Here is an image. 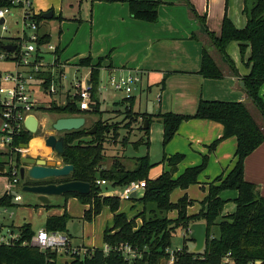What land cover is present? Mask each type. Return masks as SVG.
<instances>
[{
    "label": "trees",
    "instance_id": "1",
    "mask_svg": "<svg viewBox=\"0 0 264 264\" xmlns=\"http://www.w3.org/2000/svg\"><path fill=\"white\" fill-rule=\"evenodd\" d=\"M13 1L0 0V9L18 8L19 6L12 3ZM181 2L198 20L208 37V44L202 49L198 71L202 78L221 80L228 75L239 77L226 53V48L229 43L236 42L241 52L245 49L250 50L246 63L249 72L240 78L244 83L249 104L201 99L196 111L191 115L159 113L151 117L147 114L133 113L135 97L123 98L120 102L128 104L125 112V119L128 122L125 128L133 122L134 116L136 119L140 118L142 125L144 121L148 122L147 130H144L142 125L138 127L145 139L144 143L140 142L141 139L136 142L143 144L147 149L149 126L153 119L162 125L163 145L173 139L183 122L190 120H209L218 123L223 128L222 136L207 146L208 153L202 156L199 165L187 168L174 177L178 165L184 159V155L176 153L171 157H163L162 161L166 163L167 170L157 178L150 179L149 171L155 164L150 162L148 155L134 159V167L131 170H127L116 161L109 169L101 168L105 160L103 144L111 129H109L110 125L99 121L94 125L93 135L87 134L92 128L80 129L64 135L63 154L60 157L63 164L73 166V172L69 178L55 183L80 181L91 185V191L86 196L69 194L65 197H75L82 205L88 206L83 215L85 221H91L103 208H108L112 214V226L103 231V244L110 249L120 244L129 245L139 254V258L133 260L132 264L168 262L167 250L171 248L172 237L177 229L185 231L187 238L186 241L183 240L180 250L174 251L172 264H264V198L260 195L257 186L247 182L243 176L245 159L264 142V102L259 96L260 87L264 84V0H244L242 13L246 18V25L243 29H237L224 16L219 36L207 30L205 16H198L187 0ZM126 3L132 19L152 24L157 22L158 9L163 4L160 0H128ZM41 14L33 17L37 23L43 21ZM58 20L61 21V17H58ZM192 38L194 39L195 36ZM41 40L49 41V35H42ZM17 41L14 38H3L0 40V51L5 45H15ZM209 46L214 47L221 56L225 64L224 69L221 70L211 57ZM104 59H109V56L99 58L95 65H91L90 56L81 59L78 63L80 67L90 68L89 80L94 101V88L98 84L101 63ZM48 81L47 76L45 83L47 84ZM45 109L48 113L66 117L80 113L73 103L63 106L50 104ZM91 112H98L97 102ZM115 132L113 134H116ZM231 137L236 140L232 169L226 176L220 175L207 184V195L201 202L200 211L188 215L187 209L192 202L184 195L176 203H172L170 200L172 192L176 189L185 191L189 186L199 184L198 178L206 169L208 155L214 152L220 142ZM31 139L32 135L25 131L14 138L13 144H28ZM0 157L5 158L3 163L0 162V166L4 167L7 163V154L0 152ZM20 160L19 155H16L15 166H19ZM0 176L11 179L10 172L6 170ZM97 180L107 182L103 189L123 188L131 183L144 182L140 198H130L134 202L138 200L143 207L142 211L134 218H127L119 212L120 200L117 196L98 195L103 189L96 185ZM225 191L236 192V197L233 199L236 209L232 214L223 216V208L227 201L221 198V194ZM0 206L12 207V197L6 195L1 198ZM44 207L49 209L53 206ZM173 212L176 213L175 219L168 217ZM70 220L71 218L64 211L61 216L47 218L44 230L65 233ZM137 220L141 221L140 225H137ZM194 223H204L207 226V237L200 253H192L186 245L187 241L191 242L188 238V230ZM213 227L218 229L217 237L211 233ZM15 229L19 235L18 240L7 246L0 245V264H55L58 255L56 252H42L38 247L28 244L34 235L30 225L24 224ZM71 256L74 258L76 255ZM75 258L70 264H129L114 250L105 254L103 250L87 249L84 255H77Z\"/></svg>",
    "mask_w": 264,
    "mask_h": 264
},
{
    "label": "crops",
    "instance_id": "2",
    "mask_svg": "<svg viewBox=\"0 0 264 264\" xmlns=\"http://www.w3.org/2000/svg\"><path fill=\"white\" fill-rule=\"evenodd\" d=\"M37 1L41 0H33L32 4ZM126 1L128 0H89V14L85 22L90 23L91 28H94L93 35L91 34L89 41L90 49H83L79 53L75 50L72 53L73 56L76 55L79 60L90 56L91 65H95L99 58H105V56L108 55L109 59H104L100 68V72L107 71L108 76L110 74L114 75L115 72L140 71L143 74L140 86L141 90L145 87L146 93H151V86H154V84L158 86L157 92H160L161 96L158 98V112L155 114L174 113L191 115L196 111L197 105L201 99L206 101L218 100L249 104L247 94L240 85L242 82L240 78L244 77L249 72L247 66V73L243 75L240 74L239 77L228 75L221 80L204 79L198 74L201 64L202 49L205 45L207 46L208 37L204 33L198 20L190 13L189 9L181 0H160L163 4L160 5L158 9V20L153 24L132 19L129 15ZM187 1L194 8L198 16H205L207 30L215 36L220 35L223 17L226 16L228 19L231 18V10L234 7L238 8L241 6L243 11L244 4V0ZM78 7L79 10H81V3ZM45 11H53V17L55 18L53 9H47ZM45 11H39L37 13L43 14ZM59 15L61 17V13ZM66 20L70 19L63 18L61 24ZM80 21L83 22L82 19H80ZM39 34L49 35V41L51 40L49 33L39 32ZM193 36H195L194 39L192 38ZM61 37L62 34L59 36L58 43L55 44L57 46V55L60 60L66 50L61 46ZM71 67L75 70L80 66L76 64L74 66L70 65V68ZM88 69L90 71V68ZM35 89H38V87ZM263 89L264 84L259 90V96L264 102ZM43 96L49 97L45 94H43ZM59 97L61 100L59 102L61 103L64 100V95L60 94ZM46 107H49L48 104L44 108ZM44 108H37L34 111L36 117L40 119L38 125L42 126L44 134H54L51 125L56 120L54 119L48 124L46 114L49 113L43 112L42 110ZM85 122L84 120V125ZM156 122L159 121L156 120ZM179 131L194 134V137L189 136V138L194 140L197 146L196 148L190 146V156L187 157L186 154H182L184 155V159L178 165L174 177L181 174L187 168L199 165L202 156L208 153L207 146L222 136L223 128L220 124L209 120H190L180 125L172 140L177 137ZM39 139L43 140L42 137H39ZM235 147L236 140L234 137L225 139L219 143L214 152L208 155V158L213 155V159H219L218 163L221 165L228 163L229 159L232 157L233 164ZM41 150H38L37 155L45 153L43 151L42 154H40ZM218 150L220 152L216 154ZM30 153L29 155L31 157L36 156V154L32 152ZM189 157L190 159L187 163L186 161ZM43 159L53 160L63 165L61 157L51 158V154H45ZM160 164L162 163H155L156 166ZM101 168L104 169L102 166ZM150 171L149 178L155 179L165 171V169L162 167V171L155 177H150ZM220 175H225L221 169L219 175H208L207 172L204 171L198 178V182H200L198 185L209 184ZM69 176L67 178H69ZM243 176L247 182L257 186L260 195L264 198V193L260 192V187H262L264 183V142L256 151L245 159ZM67 178L55 179L51 182H58ZM26 182L29 183V180ZM26 182H23L21 187L20 184H18L14 193L20 195L19 190H22ZM7 185V177L0 176V197L4 190L7 189ZM186 191L187 190L182 192ZM107 196H109L108 193ZM235 197L236 192L233 191H225L221 194V198L226 201L233 200ZM69 198L71 197L62 196L50 198V203L48 205L53 207L49 209L39 202H37V206L33 208L27 206L28 208H24L23 212L28 215V218L23 219L21 221L22 223L15 224L13 221V213L10 212V210L14 206L17 207V211L22 209L20 208L21 206L18 205V203L22 201L21 197L20 201L12 202L13 206L7 208V212L4 214L3 225L16 232L15 228L28 224L32 232L35 233L39 229H44L47 218L61 216L64 211H66V213L69 211ZM30 201L31 198H28L27 203L30 204ZM62 202L63 205H61ZM190 207L187 209V214ZM83 208L85 211L88 209V206L83 205ZM171 214L172 213H170L168 217H170ZM222 215L225 216L224 214ZM35 216H37L36 218L39 220L34 221L33 217ZM111 226L112 224L109 227ZM215 236L217 237L218 233ZM69 246L71 248H85L84 246H72L70 240Z\"/></svg>",
    "mask_w": 264,
    "mask_h": 264
},
{
    "label": "rangeland",
    "instance_id": "3",
    "mask_svg": "<svg viewBox=\"0 0 264 264\" xmlns=\"http://www.w3.org/2000/svg\"><path fill=\"white\" fill-rule=\"evenodd\" d=\"M81 3V10H79L78 5ZM32 9L36 10V12H42L47 9H53L55 18L51 20H43L39 23V32L40 33H49L51 36L50 42L52 44H57L59 36L62 34L61 37V46L65 50V54L61 56V62L68 61L71 66L76 65L80 62L78 57L75 55L73 56V51H77L79 53L80 51L89 50V41L91 34L93 35L94 28H91V24L88 22H85L88 14H89V0H41L34 2L32 4ZM45 9V10H44ZM47 12V11H45ZM22 13L23 10L20 8H11L9 15L6 17L7 22V31L1 32L0 28V37L4 38H18V34H20L21 29V20H22ZM63 21V18H69L70 20L64 21L63 24H61V21L58 20V17H60ZM231 19L230 21L233 23V25L237 29H243L246 25L245 23V17L242 14V7L238 8H232L231 10ZM80 19L83 20L80 21ZM61 28V29H60ZM27 33L28 30L26 31ZM97 36V35H94ZM209 53L213 60L216 62L217 66L222 70L225 68V64L219 55V53L214 49V47L209 46L208 47ZM71 53V54H70ZM226 53L230 60L232 61L233 65L235 66L238 75L247 73V67L246 63L248 62V58L250 56V50L245 49L243 52L240 51V48L236 42H231L226 48ZM3 54V50L0 51V55ZM70 54V56H69ZM46 55L45 59L49 60L50 57ZM74 57V58H73ZM88 57V56H87ZM66 59V60H64ZM15 69V63L11 60H2L0 59V74L3 75L4 73H11ZM124 72H115L114 76L118 77ZM65 75L66 79L63 81V86L65 90H69V83L72 82L73 76H75L74 69L71 67H67L65 69ZM90 71L86 67H79L78 68V79H86L89 78ZM108 72L102 71L99 73L98 77V84L94 88V98L95 101L98 103V112L93 113L91 111L85 112V113H79V114H73L70 117H78L83 118L86 122L85 125L82 127V129H90L95 127L94 125L97 122H102L105 125H110L109 129H111V132L106 135L105 141L103 144L104 147V156L105 160L102 162L101 166L104 169H109L113 162H118L121 165L124 166L127 170H131L134 167L133 160L136 158L144 157L148 155L149 160L152 164L161 162L160 165H154L150 170V177L157 176L161 171L162 167L166 170L167 166L166 163L162 162L163 157H171L175 153H181L186 154L187 157L191 154V149L196 148V143L194 140H191L189 136L194 137L195 135L192 133L179 131L177 137L170 141L168 144L163 145L162 144V125L160 122H156L155 119H153L150 123L149 128V148L147 149L143 144H136L138 140L140 142L144 143L145 139L142 137L143 135L139 131L138 127L142 125L140 118L136 119L134 116L133 122H131L130 125H127L125 128V124L128 122L126 120L125 112L128 107V104L120 102L121 99L124 98V95L120 92L114 91L108 84ZM1 82V81H0ZM158 86H151L152 92L146 93L145 87L141 90V88L138 86L137 90L135 92V107L133 110V113H139V114H147L151 117L156 115L155 113L158 112V98H160V92H157ZM40 90V89H39ZM38 89H35L33 98L37 101V104H34L36 108H44L47 106V104H54L59 106L60 100V93L61 90H57V95L55 97L49 98L44 97L42 92ZM264 90V89H263ZM72 93L73 90H70ZM159 94V96H158ZM55 101V102H53ZM118 103V104H115ZM43 112H46V109L44 108L42 110ZM48 113V112H46ZM33 116L36 117V115L33 113ZM61 117H65L64 115H56L54 113L46 114V118L48 121V124L51 123L52 120H57ZM37 118V117H36ZM128 119V118H127ZM37 121L40 123V119L37 118ZM0 126H1V119H0ZM183 128V127H182ZM181 130V129H180ZM116 131V134H113V132ZM52 132V131H51ZM48 134H44L42 131V126L38 125L37 131L35 134H32V139L39 137H46ZM126 138V139H125ZM31 139V140H32ZM30 140V141H31ZM41 140V139H39ZM28 142V145L30 143ZM42 141V150L41 154L44 151H48L47 154L50 153V149L46 148ZM87 142V141H86ZM0 144H1V135H0ZM0 152L5 153V149L1 148L0 146ZM219 150L216 151V154H219ZM29 154L31 153H25L23 155H19L20 159L24 157H31ZM46 154V153H45ZM260 154V153H259ZM43 156L45 155H37L33 156L31 158H38L43 159ZM189 158H187V163L189 162ZM5 161L4 157H0V162L3 163ZM218 160L213 159V155H211L208 158L207 166L205 171L208 175H219L220 169L225 173L226 176L230 170L233 167L232 164V157L229 159L228 163L225 164H219ZM185 162V163H186ZM184 163V164H185ZM231 163V164H230ZM234 163V162H233ZM22 164L20 163L19 166H15L17 170H19L20 166ZM163 165V166H162ZM231 165V166H230ZM7 167H5V170L7 171ZM9 182V178H7V184ZM140 183V182H138ZM200 183V182H199ZM20 187L23 184V180H19ZM100 188H104L103 186ZM207 184L198 185L194 184L188 187L186 192H182L180 189H176L172 192L170 196V200L172 203H176L181 197L184 195L187 196L188 200L192 202L191 207L188 210V215H194L200 211L201 208V202L204 200V198L207 195ZM121 188H109V189H103V192H99V196H107V193L109 196H118L121 192ZM15 191V190H14ZM260 192L264 193V183L262 184V187H260ZM19 194L22 197V201L18 203L19 206H21L20 210H16V206L12 207L10 212L13 213V221L15 224L22 223L21 221L23 219H27L28 215L23 212L24 208L35 207L37 206V200L34 195L24 193L22 190H19ZM7 195L6 189L4 190L2 196ZM142 195V190L139 189L136 195V199L140 198ZM264 197V195H263ZM28 198H31L30 204L27 203ZM35 198V200H34ZM70 200V201H69ZM120 200V199H119ZM69 201V211L67 212L70 216L71 220L67 224L66 232L63 233L65 236H67L71 241L72 246H84V249H99L102 250L104 247L102 237H103V231L109 227L112 224V217L111 212L108 208H103L101 212L91 221H85L83 220L84 215V208L83 205L80 203V201L75 198L71 197L68 199ZM13 202V201H12ZM14 203V202H13ZM63 205V202L62 204ZM119 212L123 213L127 218H134L136 217L143 209L142 205L137 201H131V200H120L119 203ZM235 204L233 203V200H229L225 203L223 208L224 215L232 214L235 211ZM37 216L33 217L34 221L39 220L36 218ZM171 219L176 218V213L173 212L170 217ZM141 221L137 220V225H140ZM211 233L216 235L218 233L217 228L213 227L211 229ZM187 233L181 229L175 230L172 241H171V248L170 250L174 251L176 249H180L183 244V240L186 241ZM186 245L189 249L192 250L194 247V244L187 241ZM77 250L78 253L73 255H80L81 248H72ZM70 252V250H69ZM75 256V257H76ZM81 256V255H80ZM71 256L69 253H58L55 264H70L72 260L76 259ZM163 264H169L168 262H165Z\"/></svg>",
    "mask_w": 264,
    "mask_h": 264
},
{
    "label": "built area",
    "instance_id": "4",
    "mask_svg": "<svg viewBox=\"0 0 264 264\" xmlns=\"http://www.w3.org/2000/svg\"><path fill=\"white\" fill-rule=\"evenodd\" d=\"M32 2L33 0H14L12 2L23 10L20 34L16 38L18 41L15 43V50L13 52L3 50V54L0 55V59L11 60L15 63L13 72L0 74V146L5 149L7 154V163L4 168H8L7 171L10 172L11 179H9L6 191L7 195L12 197L13 202L21 200V196L14 193L20 180L19 170L15 167L14 159L16 155L26 153V149L21 148V144L14 145L13 140L16 136L27 131L25 122L37 109L34 105L37 104V101L32 99L35 88L38 87L42 94L52 98L57 95L59 86L60 94L64 95V100L61 103L59 102V106L73 103L81 113L92 111L96 105L91 95L92 85L90 80L89 78L78 79V69L74 70L75 76H73L72 82L69 83L70 89L65 90L63 86V81L66 79L65 69L70 65L67 62L60 61L56 45L50 41L43 42L41 40L42 35L38 32L39 23L33 19L39 13L32 9ZM9 12L10 8L0 9V20H4V23L0 25L2 33L7 31L6 17ZM27 30L29 33L26 32ZM3 38L0 37V40ZM46 55L50 57L49 60L45 59ZM47 76L49 81L46 84L45 77ZM142 76L143 74L140 71H127L118 77L110 74L108 84L114 91L122 93L124 98L128 99L134 97L137 87L141 86ZM70 90H73V92L71 93ZM106 184L107 182L104 180L96 181V185L100 187ZM143 187L144 182L131 183L121 188L122 190L117 197L120 200H130L132 194L137 195L138 190H142ZM6 212L7 207L0 206V245L5 246L17 241L19 238L17 232L3 225ZM28 244L38 247L42 252L50 251L57 254L69 253L71 255L78 253L77 250L69 246L68 237L63 233L48 232L44 229L37 230ZM81 249L80 255H84L87 249ZM102 250L105 254L110 250L118 252L124 261L129 264L139 258L137 251L127 244H120L111 249L104 245ZM174 251L167 250L169 264L174 261Z\"/></svg>",
    "mask_w": 264,
    "mask_h": 264
},
{
    "label": "water",
    "instance_id": "5",
    "mask_svg": "<svg viewBox=\"0 0 264 264\" xmlns=\"http://www.w3.org/2000/svg\"><path fill=\"white\" fill-rule=\"evenodd\" d=\"M43 20H51L53 18V11H48L41 14ZM4 20H0V25ZM7 52H13L15 45L7 44L3 47ZM244 88V83H240ZM84 119L78 117H61L57 119L52 125L51 129L54 134H48L43 138V144L46 148L50 149L51 158L60 157L63 154L64 148V135L68 132L82 129ZM25 127L28 133L35 134L38 127V121L35 116L31 115L25 122ZM142 128L148 129V122L144 121ZM95 133V127L87 131L88 135ZM59 134V135H58ZM23 149L28 148V144H21ZM22 164L19 169V179L26 182L22 187V192L36 196L37 202L42 205H48L50 198L62 197L69 194L86 196L91 191L89 183L80 181H66L61 183L51 182L55 179L67 178L73 172V166L68 164H59L53 160H44L31 157L21 158ZM5 173V168L0 166V174ZM136 194L133 193L131 198H135ZM189 240L194 244L192 253H200L204 248V243L207 237V226L204 223H194L189 226Z\"/></svg>",
    "mask_w": 264,
    "mask_h": 264
},
{
    "label": "bare ground",
    "instance_id": "6",
    "mask_svg": "<svg viewBox=\"0 0 264 264\" xmlns=\"http://www.w3.org/2000/svg\"><path fill=\"white\" fill-rule=\"evenodd\" d=\"M42 149V141L34 138L30 141L28 148L26 149L27 153L32 152L33 154L38 153V150ZM48 151H45V153L47 154ZM45 153L43 155H45ZM41 154V153H40Z\"/></svg>",
    "mask_w": 264,
    "mask_h": 264
},
{
    "label": "flooded vegetation",
    "instance_id": "7",
    "mask_svg": "<svg viewBox=\"0 0 264 264\" xmlns=\"http://www.w3.org/2000/svg\"><path fill=\"white\" fill-rule=\"evenodd\" d=\"M21 167H22V166H20V168H21ZM20 168H19V169H20Z\"/></svg>",
    "mask_w": 264,
    "mask_h": 264
}]
</instances>
